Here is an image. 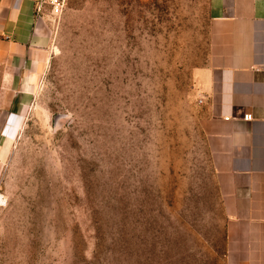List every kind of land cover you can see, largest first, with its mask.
<instances>
[{
    "label": "rangeland",
    "instance_id": "374dc122",
    "mask_svg": "<svg viewBox=\"0 0 264 264\" xmlns=\"http://www.w3.org/2000/svg\"><path fill=\"white\" fill-rule=\"evenodd\" d=\"M211 0H72L0 167V264H222L195 81Z\"/></svg>",
    "mask_w": 264,
    "mask_h": 264
},
{
    "label": "crops",
    "instance_id": "0c3cea01",
    "mask_svg": "<svg viewBox=\"0 0 264 264\" xmlns=\"http://www.w3.org/2000/svg\"><path fill=\"white\" fill-rule=\"evenodd\" d=\"M211 2L206 60L195 81L225 213L222 264H264V0ZM47 20L39 0H0V167L47 67Z\"/></svg>",
    "mask_w": 264,
    "mask_h": 264
},
{
    "label": "built area",
    "instance_id": "2783aa9c",
    "mask_svg": "<svg viewBox=\"0 0 264 264\" xmlns=\"http://www.w3.org/2000/svg\"><path fill=\"white\" fill-rule=\"evenodd\" d=\"M72 0H39V5L43 7L46 15H49L53 19H57L63 13V11L69 6ZM244 119L251 118L250 115H245ZM4 204L3 195L0 193V205Z\"/></svg>",
    "mask_w": 264,
    "mask_h": 264
}]
</instances>
